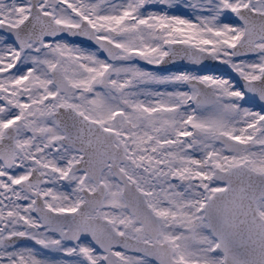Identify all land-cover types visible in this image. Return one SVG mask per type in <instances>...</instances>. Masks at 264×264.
I'll list each match as a JSON object with an SVG mask.
<instances>
[{"label":"snow or ice","instance_id":"snow-or-ice-1","mask_svg":"<svg viewBox=\"0 0 264 264\" xmlns=\"http://www.w3.org/2000/svg\"><path fill=\"white\" fill-rule=\"evenodd\" d=\"M0 264H264V0H0Z\"/></svg>","mask_w":264,"mask_h":264}]
</instances>
